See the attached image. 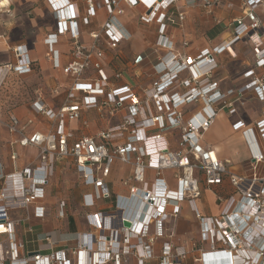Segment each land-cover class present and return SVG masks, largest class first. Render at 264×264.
<instances>
[{"label": "built area", "instance_id": "1", "mask_svg": "<svg viewBox=\"0 0 264 264\" xmlns=\"http://www.w3.org/2000/svg\"><path fill=\"white\" fill-rule=\"evenodd\" d=\"M45 1L56 23L55 33L45 39L51 63L54 68L59 66L54 47L59 37L68 36L73 42L72 60L62 73L72 79L71 91L81 97L56 112L38 98L30 110L53 121L55 130L21 134L9 142L13 172L4 176L0 162V235H5L7 241L6 245L0 244V264H70L69 252L75 257L72 264H127L132 254L136 264H144L154 255L156 238L174 237L169 227L183 202L198 218L200 238L209 243L210 253L222 252L226 264H264V111L250 127L241 122L233 126L241 133L248 151L240 174L202 145V137L218 113H237L248 93L264 102V0H242L241 16L232 21L229 41L203 49L193 57L174 50L170 31L183 29L186 8L199 3L211 9L223 0H182V4L180 0H83L85 10L80 19L70 0ZM225 1L231 9V0ZM138 7L143 8L138 14L139 24L157 28L154 47L133 60L134 65L147 62L155 73L150 87L139 97L128 87L109 89L98 61L102 57V38L111 48L129 41L130 34L118 19L125 8ZM100 10L106 14L105 21L98 32L88 34L89 42H81V26H88ZM243 41L251 46L252 67L243 74L248 82L222 93L213 80L218 68L215 57L227 53L235 59L233 45ZM186 46L182 41L181 47ZM159 50L165 54L159 55ZM14 53L18 64L4 69L18 75L29 73L31 61L26 48L17 47ZM90 67L97 71L98 80L80 82ZM194 106L195 110L184 112ZM84 110H94L106 122L118 115L119 122L108 125L95 138L76 139L66 124L78 120ZM18 124L11 116L5 127L17 134ZM173 131L178 134L176 150L170 148L166 138ZM15 145L37 150L35 160L21 170L15 167ZM68 157L83 185L92 189L82 195L85 209L111 197L107 179L116 163L131 169V174L120 180L125 195L114 196L112 209L86 215L93 232L76 234L74 239L62 238L60 245L48 233L19 240L17 227L27 225L30 212L36 219L44 218L43 201L56 163ZM149 171L151 181L147 178ZM166 171L172 172L174 190L163 177ZM200 185L220 190L216 199L222 208L217 217H200L196 207ZM57 207L58 216L63 217L65 202ZM17 212L25 213V218L12 220L10 214ZM27 234L33 236L32 227L27 228ZM133 240L136 243H131ZM185 258L183 248L167 242L162 245L158 264H183Z\"/></svg>", "mask_w": 264, "mask_h": 264}, {"label": "crops", "instance_id": "2", "mask_svg": "<svg viewBox=\"0 0 264 264\" xmlns=\"http://www.w3.org/2000/svg\"><path fill=\"white\" fill-rule=\"evenodd\" d=\"M73 5V10L76 17L80 19L84 15L85 4L83 0H70ZM241 1L231 0L232 8H228V2L223 0L219 5L211 9H205L199 3L192 7L186 8V16L183 23L182 30H171L170 36L174 42V50L183 53L186 56H196L203 49H211L212 47L229 41L233 27L232 21L234 18L241 16ZM179 4H182L180 0ZM125 13L119 17V22L124 26L130 34V39L127 42H121L115 47H108L106 40L101 39L100 49L102 57L98 60L100 68L108 79L109 89H119L128 87L138 97L142 95L145 89L150 87L151 82L155 79V73L152 67L147 63L134 65L133 60L137 55L147 50L149 47H154L155 44H148L147 48L142 44V52L130 51L129 43L134 38V32L137 29H131L132 24L141 25L138 22V14L143 11L142 7L136 9H124ZM106 19V14L103 10L98 11L96 18L92 19L88 26H81L82 36L80 41L83 43L89 42V33L98 32L99 28ZM194 26L200 36L199 40H193L191 36L186 35L188 27ZM145 26V25H142ZM154 26L155 31L157 28ZM215 28H219L218 33L210 40L207 35ZM56 23L52 15L51 8L45 0H0V89L3 81L11 82L25 78L36 83L37 86L33 92L35 97L32 100L25 101L18 105H11L10 97H16L22 90L20 87L7 89L6 103L0 104V162L2 164V174L4 176L13 172L12 162L10 160V147L9 142L16 140L21 134L29 136L34 132L49 133L55 130V123L48 120L42 115H36L30 110V105L40 98L47 108L52 111H58L64 105H70L81 97L80 93L71 91L73 81L71 78L64 76L62 68L66 66L71 60L72 40L68 36L58 38V42L54 50L58 53V67L54 68L51 63L50 54L45 44L47 36L55 33ZM141 35V34H140ZM188 37L189 39H186ZM142 38V37H141ZM218 38V41L215 39ZM181 41L186 42L187 46L182 48ZM24 46L31 61V71L24 75H18L13 71L4 69V67L14 66L18 64V59L14 53V49ZM140 49V50H141ZM233 50L237 54L235 59L229 57L227 53L216 56L215 61L218 68L214 72L213 80L218 83V89L224 93L227 90H237L248 82L243 74L252 67L251 46L248 42L243 41L235 43ZM159 55H164L163 50L158 51ZM229 64L240 62L239 67H234L232 70L227 69ZM96 61V58L93 57ZM258 72V71H257ZM259 73V72H258ZM98 80L97 71L90 67L86 70L80 82H91ZM1 92V91H0ZM12 92V93H11ZM11 93V94H9ZM8 102V104H7ZM194 107H187L188 111L195 110ZM264 111V102L259 101L253 93H248L244 98V106L240 108L237 113L227 115L225 113H218L210 126L202 137V145L215 151L217 157L230 163L229 169L237 174H240V165L248 159V151L244 140L239 131L234 129V124L241 122L246 127L254 125L261 119L262 112ZM13 116L18 120L19 133L11 134L6 129L5 125L8 119ZM119 122V116L116 115L108 122L102 121L94 110H84L80 112L79 119L74 122L66 124L68 131L73 133L74 138L82 136H90L95 138L96 134L107 128L108 125H116ZM222 122L225 125L220 131L217 128V123ZM86 123L87 127L83 124ZM167 141L172 150L177 149L178 134L173 131L166 135ZM175 142V144H174ZM174 144V145H173ZM13 151L16 155L15 167L21 170L23 167L32 163L37 155V150L33 148H23L15 145ZM26 153H29L26 156ZM236 163L238 166H236ZM121 165V164H120ZM122 166V165H121ZM118 171H122L120 180L127 178L131 174V169L128 166L118 167L117 163L112 167L110 176L107 179V186L111 197L106 200H100L93 208H86V215L96 214L101 211L113 208L114 196L125 195L124 188L112 190L109 189V181L113 175ZM164 179L167 181L171 190L175 189V183L171 177L163 173ZM148 180H152V173L149 171ZM2 182L0 181V188ZM200 198L196 200V207L200 217L214 218L217 217L221 211V204L216 199V193L220 192L218 188H207L200 185ZM92 189L89 188L86 193H91ZM212 206L211 211H206V206ZM179 213L177 214L174 222H172L174 237L168 239L166 237L156 238L153 245L154 255L152 259L144 261V264H158L159 256L163 243H172L175 247L183 248L186 252V258L183 264H226L225 255L222 252L210 253V246L208 242H204L200 238L198 218L194 212L189 208L186 202L180 203ZM85 215V216H86ZM12 220L25 218V213L17 212L10 214ZM41 220H38L29 213L27 220V228L36 225ZM195 225V234L183 231L182 227L185 225ZM74 225V223H73ZM179 226V232L176 231ZM25 226L17 227V238L30 239L32 236L24 235L27 230ZM93 232L89 230L85 233ZM180 234H177V233ZM79 234L78 231L73 229L72 233H62L55 230L50 233L53 242L58 243L62 238L71 237ZM83 234V233H82ZM6 236L0 235V244L6 245ZM131 243H136L133 240ZM59 245L61 243H58ZM219 250H222L221 247ZM128 264H136V258L132 254L128 257Z\"/></svg>", "mask_w": 264, "mask_h": 264}, {"label": "rangeland", "instance_id": "3", "mask_svg": "<svg viewBox=\"0 0 264 264\" xmlns=\"http://www.w3.org/2000/svg\"><path fill=\"white\" fill-rule=\"evenodd\" d=\"M131 29H137L138 32H134V38L129 43V49L130 51H138L142 52L145 49H141L142 44L147 48V46H150L148 44H155L157 41V34L155 31L154 26H142V25H135L132 24L130 27ZM197 29L192 25L190 28L186 30V35L191 36L193 40H199L198 38L203 37V40L205 41V36L197 33ZM219 28H215L213 31H211L206 37L208 40L212 39L219 31ZM142 37V38H141ZM186 39H189L186 37ZM215 41H218V38L215 39ZM206 42V41H205ZM182 45V41L180 43V46ZM141 49V50H140ZM228 63V60H224ZM240 62H235L234 64H229L227 69L232 70L234 67H239ZM15 83L17 84V87H20L22 90L19 92V94L16 97H10L11 105H18L25 101L32 100L36 94H34L33 90L36 88L37 84L32 82L29 79L20 78L12 84L11 82L3 81L1 83V89H0V104L6 103L7 100V89L10 88V85L12 84V88L15 87ZM12 93V92H11ZM9 93V94H11ZM8 104V102H7ZM190 108V107H189ZM188 111V109H184V112ZM217 128L220 129V131L225 129V125L222 122L217 123ZM175 144V142H174ZM173 144V145H174ZM173 147H171L172 149ZM29 153H26V156H28ZM118 167H122L119 163H117ZM236 166L237 163H236ZM242 166V164L240 165ZM239 172L242 171V167L239 168ZM166 173L169 178L171 179L172 172L166 171ZM122 171H118L117 174L113 175V177L109 181V189L117 190L121 189V182L119 177L121 176ZM90 187L83 185L81 178L78 176L74 162L73 160L68 157L66 159H61L56 163L54 175L50 180V183L46 189V197L43 201V205L46 207V214L44 218L38 222L36 225L32 226L33 229V236L37 234H44V233H52L55 230H59L62 233H72V228L68 225L69 219H71L74 223V232L75 230L79 232V234L85 233L89 230V226L86 222V209L82 206V195L86 193V191ZM65 202L64 207V215L63 217L58 216V207L57 205L61 202ZM206 211H211L212 206L207 204ZM39 220V219H38ZM174 226V225H173ZM172 223L169 227V230L173 232ZM195 225L189 226L185 225L182 227L183 231L187 232L188 235L190 232L192 234H195ZM27 228V225H25ZM176 231L179 232V226H177ZM176 232V233H177ZM180 234V233H177ZM75 236H73L74 239ZM28 238V234L27 237ZM76 246V244L74 245ZM67 259L69 260L70 264L75 262V257L69 252L67 254ZM128 264V263H127Z\"/></svg>", "mask_w": 264, "mask_h": 264}, {"label": "trees", "instance_id": "4", "mask_svg": "<svg viewBox=\"0 0 264 264\" xmlns=\"http://www.w3.org/2000/svg\"><path fill=\"white\" fill-rule=\"evenodd\" d=\"M68 225L72 228V230L74 229L73 221L71 219H69Z\"/></svg>", "mask_w": 264, "mask_h": 264}, {"label": "water", "instance_id": "5", "mask_svg": "<svg viewBox=\"0 0 264 264\" xmlns=\"http://www.w3.org/2000/svg\"><path fill=\"white\" fill-rule=\"evenodd\" d=\"M124 226H126V227H127V226H129V225H128V223H124Z\"/></svg>", "mask_w": 264, "mask_h": 264}]
</instances>
